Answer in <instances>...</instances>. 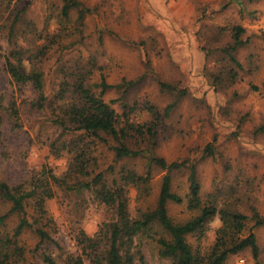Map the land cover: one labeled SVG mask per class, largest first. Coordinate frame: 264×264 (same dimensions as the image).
<instances>
[{
    "label": "rangeland",
    "instance_id": "rangeland-1",
    "mask_svg": "<svg viewBox=\"0 0 264 264\" xmlns=\"http://www.w3.org/2000/svg\"><path fill=\"white\" fill-rule=\"evenodd\" d=\"M76 1L88 11L82 20L77 8L63 16L62 0H0V47L6 53L15 43L28 51L27 61L41 62L48 100L59 88L61 69L70 84L79 71L89 70L86 82L95 94L102 89L101 76L112 87L102 99L115 101L112 108L122 119L151 122L147 106L160 113L156 145L141 144L142 155L116 159L110 138L92 150L91 170L103 173L110 185L113 181L125 185L130 216L138 218L157 202L166 171L149 164L145 155L153 154L167 163L193 162L204 203L236 209L247 217L256 210L264 217V0ZM235 26L244 29L242 44L228 53ZM45 45H49L46 56L39 58ZM3 63L0 56V98L5 104L16 99L19 120H4L0 180L18 185L43 168L58 176L69 156L65 151L52 152L51 145L59 147L74 134L53 124L47 104L42 110L31 108L28 102L35 101L36 94L30 88L19 92L13 87ZM169 105L168 116L163 117ZM210 143L211 156L204 154ZM126 172L148 173V183L126 184L121 180ZM170 174L172 192L184 197L188 171L182 168ZM53 191L54 198L45 204L51 221L44 229L50 240L39 244L32 230L23 231L18 238L24 249L19 264H44V256L64 264L67 254L75 251L77 229L94 236L113 219L88 191L68 192L57 186ZM8 209L0 201V215ZM167 210L177 224L197 215L185 204L170 203ZM18 221L17 215H10L3 232L11 234ZM253 224L249 218L242 236L254 234L258 256L245 249L224 264H264V225ZM220 225L215 217L202 237H186L188 245L208 255ZM160 239L169 237L156 225L135 239L134 251L143 257V264H172L162 255ZM135 264H142L137 257Z\"/></svg>",
    "mask_w": 264,
    "mask_h": 264
},
{
    "label": "trees",
    "instance_id": "trees-1",
    "mask_svg": "<svg viewBox=\"0 0 264 264\" xmlns=\"http://www.w3.org/2000/svg\"><path fill=\"white\" fill-rule=\"evenodd\" d=\"M61 14L67 16L71 9H78L79 19L88 12L76 0H62ZM244 29L235 26L231 30L233 43L228 46V53L233 52L242 44L241 36ZM12 36V31L10 32ZM50 42H53L51 40ZM4 53L0 47V56L4 61L5 73L10 78L13 87L21 92L30 88L36 94V100L28 102L33 109L42 110L46 107L51 112V121L67 134H74L59 147L51 145L54 153L65 151L69 156L66 169L55 175L50 169L43 168L18 185H10L0 180V201L7 203L9 209L0 215V264H19L24 257V249L19 245V237L25 230H32L39 238V244L50 240L44 229L50 223L45 204L54 198L53 187L57 186L68 192L80 193L88 191L94 200L107 207L113 214V219L101 227L94 236H88L82 229H77L73 236L75 251L67 254L64 264H135L136 257L143 264V257L134 251L135 239L149 233L153 226H159L169 237L160 239L162 255L171 260L172 264H224L230 255L250 249L256 258L259 248L253 233L242 236L246 221L250 218L253 227L264 225V217L256 210L247 217L236 209L217 208L212 202H203L200 196V184L197 178L196 166L189 160L167 163L163 158L145 155L149 164H155L166 173L163 175L160 191L155 207L138 218L130 216L128 211L127 191L123 183L116 181L110 185L103 173H95L91 167L95 164L92 150L98 143L110 138L115 145L112 149L116 159L134 158L142 155L140 145L146 143L150 147L156 145L157 128L161 123L160 113L152 106L147 110L152 117L151 122L132 123L126 116L123 119L112 108L115 101L105 102L102 95L106 89L112 88L104 83L101 76V91L95 94L87 84L89 70L79 71L76 79L70 84L67 73L61 69L62 80L52 99L48 100L44 91V72L41 62L27 61V50L15 43ZM49 45L41 47L38 57L46 56ZM37 58V56L35 57ZM234 61V60H233ZM235 62V61H234ZM166 88L167 85L160 84ZM264 86V85H263ZM257 91V87H252ZM69 100V101H67ZM67 101L66 105L60 104ZM125 106V105H124ZM171 106L164 109L163 117L168 116ZM5 118L14 122L19 120V105L16 99L8 100L7 104L0 98V141ZM214 142V141H213ZM204 154L213 155L212 143L206 145ZM184 168L188 171L187 194L182 197L171 190L170 172ZM89 178L88 180H86ZM122 182L137 186L148 183L146 176H137L132 172L121 175ZM185 204L189 212L197 215L185 223L177 224L168 216V204ZM17 215L19 221L12 233L3 232L10 215ZM218 217L221 222L216 230L215 243L206 256L194 251L188 245L186 237L197 235L202 237L208 230L211 221ZM44 264H57L44 256Z\"/></svg>",
    "mask_w": 264,
    "mask_h": 264
}]
</instances>
